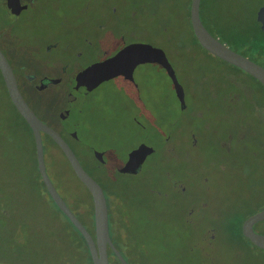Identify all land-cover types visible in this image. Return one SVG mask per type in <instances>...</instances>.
<instances>
[{"label": "rangeland", "instance_id": "1", "mask_svg": "<svg viewBox=\"0 0 264 264\" xmlns=\"http://www.w3.org/2000/svg\"><path fill=\"white\" fill-rule=\"evenodd\" d=\"M119 2L118 17L123 21L113 28V35L123 36L126 42L139 41L161 48L183 88L185 105L184 111L180 110L169 77L155 62L143 59L139 62L129 57L128 64L132 69L135 67L133 76L140 89L137 108L133 101L119 95L115 98L114 85L104 83L102 89L80 99L76 110H70L66 118L69 125L73 120L78 124L79 143L72 148L82 164L96 167L93 176L104 188L107 207V185L117 183L119 191H127L125 218L130 230L124 236L125 245L119 247L120 253L129 264H264L263 251L253 249L241 237L236 244L216 232L221 214L228 206L240 208L241 205L245 207L242 210L264 207V159L254 158L251 162L254 172L245 177L240 175L239 167L228 166L227 156L216 159V149L211 151L215 147L211 135L223 132L228 124L227 113L217 95L221 88L215 85L224 72L231 73L232 67L194 41L187 19L189 0ZM262 2L200 0L199 10L202 18L216 14L223 23L235 26L243 15L253 14ZM52 3L46 16L35 15L27 24L20 22V26L0 31V47L10 59L41 55L33 46L54 40L58 46L71 43L82 50L85 41L96 40L91 32L93 25L100 24L106 30L114 25L107 11L108 0H53ZM131 11L134 16L128 15ZM6 18L0 11V26L8 22ZM210 20L213 24L214 20ZM93 57L89 53L85 59ZM207 75L206 86L212 91L205 96ZM49 88L38 92L26 82H20L22 94L44 120L51 119L63 106V100L55 99L59 88ZM7 98L0 81V176L23 180L21 187L27 184L24 192L36 213L40 207L34 205L33 197L38 193L44 197L42 205L45 202L55 211L39 182L29 193L26 180L34 175L30 136ZM251 132L258 133L257 128ZM139 143L152 146L155 151L147 156L137 173H118L113 166L121 164L126 151ZM252 143L242 141L238 153L242 146L245 150L254 148ZM258 143L256 140L255 144ZM93 151L99 153L105 165L96 163L97 159L91 155ZM43 161L46 175L63 201L69 205L75 198L86 204V191L60 150L53 146L44 149ZM116 212L114 207V216ZM56 215L58 221H64L58 212ZM253 230L264 234V220L255 223ZM233 234L238 235L236 227Z\"/></svg>", "mask_w": 264, "mask_h": 264}, {"label": "trees", "instance_id": "2", "mask_svg": "<svg viewBox=\"0 0 264 264\" xmlns=\"http://www.w3.org/2000/svg\"><path fill=\"white\" fill-rule=\"evenodd\" d=\"M255 12L250 16L243 15V18L235 26L223 23L221 18H216V14L202 18L200 10L199 17L203 26L212 36L218 37L219 40L226 42L232 50L247 56L250 60L264 67V31L260 29L259 23L255 20ZM211 18L214 20L213 24H211ZM187 19L189 23V10L187 11ZM193 38L198 44L194 35ZM220 61L232 67V70H229L231 73L224 72L215 85L221 88L217 95L221 103H223L220 106L227 113L225 116L228 124L224 126L225 129L223 127V132L216 131L211 135L215 141V147L211 151L216 149L214 151L216 159L220 156H227L228 166L235 165L239 167L240 175L247 177L249 173L254 172V167L252 166L254 162L251 163L254 158L264 159V156L262 157V154H264V86L246 72L222 60ZM208 77L207 75L204 80L205 96H208L207 93L210 95L212 91L209 86H206ZM0 81L4 93L8 97L1 76ZM8 101L15 114L24 122L10 100ZM228 116L231 117L228 118ZM24 124L28 129L33 153L32 167L34 175H29L26 180L29 186V193L39 182L48 195L36 168L31 131L25 122ZM255 127L258 133L251 132V130H255ZM244 130L245 132H243ZM248 140L253 141L254 148L245 150L242 146V151L238 153L239 146L243 145L241 142ZM256 140H259L257 145L255 144ZM50 142L58 148L54 142L51 140ZM44 149L47 151L46 147L43 146V154ZM232 157L233 160L231 159ZM235 157L240 159L236 161ZM65 161L68 164L66 159ZM96 163L99 164L97 161ZM220 164L221 167L224 166L222 162ZM68 167L71 170L69 164ZM82 167L98 182L103 190L101 183L93 176V169L96 167H91L89 163L82 164ZM23 183V180L15 181L7 176H0V264H92L86 243L81 234L57 208L49 195L48 199L55 211L47 207L45 202L42 205L41 200H44V197L38 193L36 197H33L36 200L34 205L40 207L39 213H36L37 209L31 207L32 202L24 192L27 184L21 187ZM83 188L86 191V204L75 198L71 199L69 205L65 204L93 236L92 202L89 192L84 186ZM105 188L109 199V208L107 207L109 237L119 251V247L124 243L125 234H128L130 230V226L127 225L128 221L125 218L128 206L127 191H119L117 183L107 185ZM114 207L117 211V216L112 213ZM241 207L243 206L240 205V208L228 206L226 211L221 214L220 222L216 225L217 234H221L223 238L225 237L226 240L236 244L239 237H241L253 249L264 252V250L250 243L240 231L241 222L250 214L263 208V206L252 207L248 210H242ZM79 209H82V211L79 212ZM56 212L64 218L63 222L58 221ZM235 227L238 233L237 236L233 234ZM107 257L109 264H121L109 247H107Z\"/></svg>", "mask_w": 264, "mask_h": 264}, {"label": "water", "instance_id": "3", "mask_svg": "<svg viewBox=\"0 0 264 264\" xmlns=\"http://www.w3.org/2000/svg\"><path fill=\"white\" fill-rule=\"evenodd\" d=\"M5 3L10 13H17L18 0H5ZM199 3L200 0H190L189 5V23L197 43L211 55L246 72L264 86V67L250 60L247 56L233 51L225 42L212 36L203 26L199 18ZM255 20L259 23L260 29L264 31V0L255 12ZM129 57L134 58L139 62H141V59H143V61L155 62L163 67L165 73L170 79L179 108L182 110L184 106L183 91L163 50L149 44H129L119 52L118 61L122 62L124 66H131L128 64ZM107 61L110 62V59ZM97 65L98 64H95L94 67H97ZM105 65L108 64L105 63ZM0 76L11 104L31 130L36 168L41 181L53 203L81 234L86 243L91 263L109 264L107 257V247H109L121 264H128L120 252L115 248L109 237L107 204L101 186L82 168L76 156L61 136L42 123L29 108L18 90L11 67L1 51ZM41 132L45 133L53 140L64 155L78 181L89 192L92 202L93 236L67 207L46 175L40 136ZM165 141L166 140H164V142ZM154 151L155 149L152 146L139 143L126 151L125 159L121 164L114 165L113 167L118 173L135 174L140 170L147 156ZM93 155L99 163H106L97 151H93ZM261 220H264V207L247 216L241 222L240 231L250 243L259 249L264 250V234L257 233L253 230V225Z\"/></svg>", "mask_w": 264, "mask_h": 264}, {"label": "flooded vegetation", "instance_id": "4", "mask_svg": "<svg viewBox=\"0 0 264 264\" xmlns=\"http://www.w3.org/2000/svg\"><path fill=\"white\" fill-rule=\"evenodd\" d=\"M119 1L120 0H108L107 11L112 16V24L114 23V25L107 30L105 29V26L100 24L93 25L91 32L94 34L96 40L95 42L85 41L82 50H79L78 47H74L75 44L71 43H65L64 46H58L59 43L54 40L42 44L39 47L33 46L34 49L37 48L40 51L41 55H33L29 58L14 57L10 59L8 54H6V52L0 47V51L3 53L11 67L18 90L29 108L42 123L61 136L70 147L81 166L82 164L72 148L73 144L79 143L76 134L78 124H76L74 120L72 121V125L65 122L67 116H69L70 110H76V106L80 99H83L85 95H90L97 89H102L104 83L114 85L113 94L115 95V98H117L116 95H119L121 98L124 97L126 100L133 101L132 104L136 108L137 106L135 103L139 101L138 94L140 89L133 76L135 67L132 69L129 65L124 66L122 62L118 61V55L119 52L129 44L147 43L139 41L126 42L123 36L115 37L113 35V28L117 23L121 24L123 21L122 18L119 19L118 17L120 13ZM52 2L53 0H18V11L14 14L10 13L8 10L5 0H0V11L7 17L6 19H8V22H5V25L3 24L4 26H0V31L16 26L20 22H25L27 24V21L33 19L35 15L46 16L50 7L53 6ZM22 15L24 16L23 19L21 18ZM128 15L134 16L135 13L131 11ZM9 18L12 19L11 23ZM23 24L21 25L23 26ZM114 38L117 39V44H115ZM89 53H93L94 57L86 60V54ZM165 57L171 65L176 77V72L166 54ZM109 59L110 62L107 61ZM82 61L85 63H81ZM105 63L108 65H105ZM95 64H98L97 67H94ZM155 64L164 70L159 64ZM21 81L26 82L34 89V91L38 92L48 90L50 89L49 87L53 86L59 88L56 90L55 99L60 101L63 100V106L57 110L56 113L51 115V119L44 120L22 94L20 89ZM184 109L185 105L183 106L182 111H184ZM40 136L41 141L45 139L44 145L46 149L49 146H53L52 143L48 144L50 140L53 142L48 135L41 132ZM44 145L42 144V148ZM91 155L93 157V153H91ZM231 159L233 160V157ZM99 164L103 165L102 163Z\"/></svg>", "mask_w": 264, "mask_h": 264}]
</instances>
